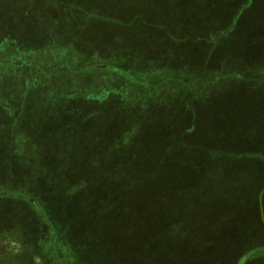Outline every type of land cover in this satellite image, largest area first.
Returning <instances> with one entry per match:
<instances>
[{"label": "rangeland", "instance_id": "1", "mask_svg": "<svg viewBox=\"0 0 264 264\" xmlns=\"http://www.w3.org/2000/svg\"><path fill=\"white\" fill-rule=\"evenodd\" d=\"M59 1L0 0V264H264V0Z\"/></svg>", "mask_w": 264, "mask_h": 264}, {"label": "trees", "instance_id": "2", "mask_svg": "<svg viewBox=\"0 0 264 264\" xmlns=\"http://www.w3.org/2000/svg\"><path fill=\"white\" fill-rule=\"evenodd\" d=\"M56 1H58V3L56 2ZM55 5H58L59 3H60V1L59 0H55ZM86 11H84L83 9L81 10V14H82V16L84 15V13H85ZM50 15V14H49ZM52 16V15H51ZM218 34H214V38H213V40H214V42H215V40H216V38H215V36H217ZM207 41V40H206ZM205 44H207V43H205ZM206 47H208V49H209V46H208V44H207V46ZM164 50H165V48H164ZM166 51V50H165ZM159 52V51H158ZM104 53H106V52H104ZM155 58H158V57H155ZM124 61H126V59H124ZM124 61H122V63H124ZM201 62H203L204 63V61L203 60H201ZM1 63V62H0ZM92 62H88V65H89V67H91V68H93V69H95V66L97 67V68H101V69H105L106 71H109V72H113V71H110L109 69L111 68V70L113 69V70H115V71H119V72H122L121 74L122 75H124L125 73H123L124 71H121L120 70V68H115L116 66H114V65H112V64H106V66L105 67H101V66H99L100 64L97 62L96 64H94V63H92V64H94V65H92L91 64ZM114 63V62H113ZM133 63H135V62H132V66L131 67H126L125 66V63L121 66V68H124V69H126V70H128V71H132L133 70ZM137 63H139L140 64V62H137ZM142 64V66H144L143 68H140V67H137V65H136V67H135V69L137 70V71H139V72H143V71H145L147 68V66H145L147 63H144V62H142L141 63ZM201 64V63H200ZM111 65V66H110ZM116 65V64H115ZM133 67V68H132ZM205 67V65H203L202 66V69ZM23 66L21 67V69L20 70H17L16 71V69L15 70H13V69H10V70H7L6 72H4V74H5V76L8 74V76L7 77H5V79H9L10 77L11 78H14L13 77V75H14V73H17L18 75H21V73H23ZM194 68H196V67H194ZM145 69V70H144ZM4 70H6V69H4ZM192 72V71H191ZM26 79H28V80H30V78H26ZM170 80V79H169ZM169 80H167V81H169ZM192 81L194 82L195 81V79L193 80V78H192ZM175 83V82H174ZM213 83V80H211V79H206V81H204V83H203V85H202V87L201 88H203V87H208L209 85H211ZM28 85H29V83H28ZM198 86H200V85H198V82H197V87ZM27 87V86H26ZM172 89L174 90L175 89V87H172ZM169 90H171V89H169ZM133 101V100H132ZM20 123H19V126L20 127H23V126H25V123H24V120L22 119L21 121H19ZM131 130V129H130ZM215 183H217V182H215ZM216 187L217 188H221L220 186H219V184H217L216 185ZM197 188V186L195 187V189ZM192 192H193V190H192ZM195 192V191H194ZM66 194H68V196H71V195H69L70 193L69 192H66ZM186 199H187V195H186ZM192 199H193V197H192ZM195 200L193 199V202H194ZM195 203V202H194ZM42 205L44 206L43 208L47 211L46 212V215L49 217V220L50 221H53L54 223V225L52 224V227H53V232H54V234H55V236H56V234H57V230L59 229L60 231V234H61V230L63 231V229H64V227H65V225H64V223H62V220H58V218L54 221L53 219V217L51 216V214L53 213L52 212V210H48V208H47V204H45V203H42ZM65 222V221H64ZM61 228V229H60ZM66 229H65V231L68 229V227L66 226L65 227ZM67 232H68V230H67ZM62 240H64V242L62 243V244H64L65 242H69L70 244H72V241H71V237H70V235H67V236H63L62 238L60 237L59 239H57L56 241L57 242H59V241H62ZM235 242H237L236 240H234V242H233V239H232V242H231V240L229 241V243H235ZM74 246V245H73ZM232 245H229V247H231ZM244 246V245H243ZM75 247V246H74ZM58 248H61V246L60 245H57V249ZM242 257H244V255H242ZM64 260V259H63ZM62 259H61V262H60V264H67V262L65 261H63ZM43 263L44 264H46L45 263V261L43 260Z\"/></svg>", "mask_w": 264, "mask_h": 264}]
</instances>
